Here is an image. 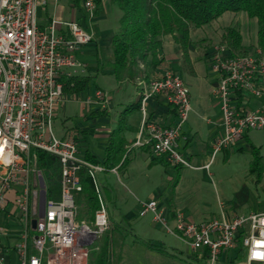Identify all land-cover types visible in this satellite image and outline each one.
I'll list each match as a JSON object with an SVG mask.
<instances>
[{
  "label": "built area",
  "instance_id": "1",
  "mask_svg": "<svg viewBox=\"0 0 264 264\" xmlns=\"http://www.w3.org/2000/svg\"><path fill=\"white\" fill-rule=\"evenodd\" d=\"M49 1L0 0V213L9 205L8 194L17 190L13 204L22 223L17 246L20 264H86L94 242L109 231L98 175L112 173L119 178L129 149L113 168H106L81 156L74 136L66 132L61 137L56 135L57 112L64 98L61 74L81 67L77 54L93 43L94 36L78 22L53 18L41 25L38 9ZM80 2L85 21L91 25L97 16V0ZM212 62L219 76L215 91L224 131L215 145L216 154L235 145L248 131L264 132V110L246 111L243 104L238 107L239 95L242 103L264 98V53L254 50L232 58L216 50ZM161 93L169 95L176 109V122L163 127L145 116L132 147L148 146L155 157H163L170 165L190 168L178 148L191 110L189 89L179 74L166 71L144 92L143 111L145 103ZM103 99V93L97 92L94 100L86 103ZM33 151L58 159L60 180L56 196H51L43 176L33 166ZM83 170L99 203L92 225L76 221V195L82 193ZM147 215L166 234L193 251L204 252L206 264H218L221 255L232 249L243 253L242 264H264V213L195 224L180 214L170 221L152 200L141 204L139 216ZM4 231L0 221V264H5L1 244Z\"/></svg>",
  "mask_w": 264,
  "mask_h": 264
},
{
  "label": "crops",
  "instance_id": "2",
  "mask_svg": "<svg viewBox=\"0 0 264 264\" xmlns=\"http://www.w3.org/2000/svg\"><path fill=\"white\" fill-rule=\"evenodd\" d=\"M111 6L113 5L109 0H101V3L97 5L96 18H103ZM37 16L41 25H47L53 18L78 22L94 36L93 43L81 48L77 54L81 67L64 70L61 74V81L70 77H94L101 74L113 80L108 91L100 87L90 90L93 85L91 84L81 94L67 95L60 106L64 109L67 100L82 101L84 122L80 125L83 128L73 130L66 128V124H62L63 134L69 133L77 140L81 156L85 158L89 153L100 162L103 161L109 137L121 127L119 119L122 113L129 106L140 104V108L129 114L122 125L121 137L125 141V152L129 149L128 165L120 170L119 178L116 176L115 182H113L115 175L112 173L98 175V183L107 209L109 230L112 227V234L114 233L112 226L114 222L118 223L120 228L122 224L138 227L139 237H136L135 248L126 249L124 264H206L204 252L191 250L179 239L161 230L154 223L151 215L140 217L139 211L141 204L154 200L170 221H173L178 214L182 215L187 222L195 224L213 219L231 220L240 217V215L226 211L224 186L237 184L238 176L244 171L243 169L248 168L249 173V166L252 162L251 146L260 149L262 153L258 142H261L260 139L264 136V132L248 131L235 145L225 147L215 154V145L224 134L220 103L215 91L219 76L211 64L217 45L211 49L210 42L195 43L193 33L191 34L190 57L195 71V76H191L183 69L181 47L175 44L170 37H166L155 55H150L145 62H138L132 67L134 73L132 78L127 77L118 82L112 66L114 58L111 45L115 34L99 26L88 25L80 0H51L45 7L38 9ZM224 16L228 17V13L222 17ZM219 20L214 24H220L217 26L220 29L222 23H219ZM214 24L211 25V30L216 31ZM241 35L243 44L248 47L243 33ZM254 39L256 43L257 34ZM223 54L226 55L225 52ZM77 69L81 71L73 72ZM166 71H173L183 78L189 89L191 107L188 120L178 140L179 151L191 167H182L180 180L174 189L172 183L176 167L167 163L165 159L156 161L157 157L152 154L148 146L132 147L139 137L145 116L150 122L163 127H170L177 120L176 109L166 93L153 96L145 103L144 111L142 108L144 92L153 81L161 79ZM194 88L197 89L196 92ZM97 92L103 93V101L87 104L88 99L94 100ZM86 93L88 94L86 99L81 100ZM242 104L246 111L264 110V98L247 99ZM99 112L101 114L97 115ZM59 116L58 110L56 121ZM90 137H92L91 140ZM123 154L121 153L119 157ZM231 165L236 168L237 172L224 177V168ZM224 181L227 182L224 183ZM234 189L239 191L238 186ZM15 192L8 194L9 205L0 213V221L5 230L1 238L5 264H20L17 246L21 241L22 223L20 214L16 215L19 212L13 204L16 197ZM129 196L134 197L136 202L130 203ZM119 204H122L126 211L120 224L108 209V205L117 209ZM108 232L101 237L109 235L111 240L113 235ZM98 240L90 248L86 264H90L91 252ZM138 240L162 245L169 253H175L176 257L152 251ZM122 246L124 247V244ZM236 251L238 250L232 249L224 252L218 264H231V261L237 258Z\"/></svg>",
  "mask_w": 264,
  "mask_h": 264
},
{
  "label": "trees",
  "instance_id": "3",
  "mask_svg": "<svg viewBox=\"0 0 264 264\" xmlns=\"http://www.w3.org/2000/svg\"><path fill=\"white\" fill-rule=\"evenodd\" d=\"M121 11L119 30L112 38L113 72L115 79L120 82L125 78H132V67L138 62H145L150 55L162 46L163 40L170 37L175 44L181 47L183 69L191 76L195 71L190 57L191 34L195 30L209 27L217 22L224 14H246L250 20L257 23V41L254 50L264 53V0H109ZM101 0H97V5ZM221 46L226 49L227 56L241 57L249 54L248 48L243 44V37L239 29L227 27L221 37ZM95 77H70L62 81L65 95L75 96L85 92ZM238 107L242 105L239 95ZM140 108L134 104L122 113L119 123L121 127L108 140L103 161L97 160L87 153L85 159L94 165L113 168L121 159L120 154L125 153V141L121 137L122 125L126 117ZM99 112L97 115H100ZM252 162L249 166V175L256 178L259 183L264 176V158L260 149L251 146ZM164 159L163 157H157ZM128 159L124 168L128 165ZM32 164L41 173L49 187L50 194L56 196L55 188L59 186L60 166L58 159L50 154L33 151ZM182 167L176 166L172 188L174 189L181 176ZM82 196L86 202L87 223L93 224L94 216L99 209L98 197L85 170L81 172ZM148 249L157 251L171 257L175 253L162 245L138 240ZM110 236L106 235L102 247L91 252L90 264H112ZM243 257V256H242Z\"/></svg>",
  "mask_w": 264,
  "mask_h": 264
},
{
  "label": "rangeland",
  "instance_id": "4",
  "mask_svg": "<svg viewBox=\"0 0 264 264\" xmlns=\"http://www.w3.org/2000/svg\"><path fill=\"white\" fill-rule=\"evenodd\" d=\"M113 5V4H112ZM105 11V10H104ZM40 15V12H39ZM121 11L118 9L117 6L113 5L110 7L108 12H106L105 16L100 19H94L91 23V27L93 26H99V28H102L107 31H112L114 34H117L119 30V19L121 17ZM230 15V16H229ZM231 18V19H230ZM229 19V20H228ZM219 23H222L221 28H217L220 24H214V27H216V31L211 30L212 26H209L207 28H202L200 30H195L192 34V37L195 41V43H209V47L211 49L213 46L217 45V51L221 53H226L227 51L225 48H222L220 42L221 37L223 35L224 30L227 27H235L239 29L241 34L243 33V36L246 40V44L248 45L249 53H252L256 47L255 41V35L257 34V23L256 20H250L247 18L246 14H238L235 15L233 13H228V17L224 16L219 20ZM224 27V28H223ZM205 38V39H204ZM217 43V44H212ZM213 58V57H212ZM213 64V62L211 63ZM213 67V66H212ZM80 69H77L76 71H73L75 73L80 72ZM94 83L91 86L90 90L94 89V87H100L106 91L109 90L110 84L112 78L109 76H103L102 74L99 76H94ZM215 78V77H214ZM194 92L197 91L196 88H194ZM87 93L84 94V96L81 98V100L86 99ZM63 101L65 100V97L67 95L63 92ZM59 118L55 123V133L58 137H61L63 135V129L62 124H66V128L77 130V128L82 129L80 124H82L83 118H82V101H76L73 100H67L65 102L64 109L59 108ZM92 137L89 139L91 140ZM261 142H258V144L261 146V155L264 158V136L260 139ZM243 172H240L239 174V182L235 185L227 184L224 186V196H225V203L224 207L227 208L226 211L229 213H235L240 216H249L251 214H257L260 212H264V176L261 178L260 182H256V178L253 176H250L247 172L248 168L243 169ZM224 177L232 175L236 173V168L231 165L224 168ZM232 173V174H231ZM117 180L116 176H113V182ZM124 181V180H123ZM227 181H224V183ZM235 186H238L239 191H236L234 188ZM56 191H58V186L55 188ZM130 203H135L136 200L134 197L129 196ZM149 202V201H148ZM76 204L78 207V213H77V223L83 224L87 223V215H86V202L81 195H76ZM108 209L110 213L113 214L114 219L117 220L120 224V220L122 217L126 215L125 208L122 206V204H119L117 209H114L113 207H110L108 205ZM219 209V208H218ZM216 213V212H215ZM19 216V213L16 214ZM150 217V216H147ZM147 219V218H146ZM127 223V220L125 221ZM113 234H112V227L111 230H109L108 234L113 235L111 239V252H112V261L113 264H124L125 262V255L124 252L126 249H132L135 248L134 243L136 241V237H139V231L138 227H135V225H127L122 224V228L119 227L118 223H113ZM105 236L99 238L95 246L93 247V250L100 249L102 247V244L104 242ZM124 244V247L122 246ZM242 252L236 251L237 258L231 261V264H242L244 262V258L240 255ZM91 260V257H90ZM222 264V263H220Z\"/></svg>",
  "mask_w": 264,
  "mask_h": 264
},
{
  "label": "water",
  "instance_id": "5",
  "mask_svg": "<svg viewBox=\"0 0 264 264\" xmlns=\"http://www.w3.org/2000/svg\"><path fill=\"white\" fill-rule=\"evenodd\" d=\"M36 221L34 220L33 222H32V226H33V228L35 229V227H36Z\"/></svg>",
  "mask_w": 264,
  "mask_h": 264
}]
</instances>
